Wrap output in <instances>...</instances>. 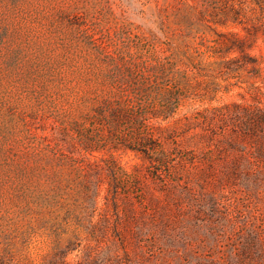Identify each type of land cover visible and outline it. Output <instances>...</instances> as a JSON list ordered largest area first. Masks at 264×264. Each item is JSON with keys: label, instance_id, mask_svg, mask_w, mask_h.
Segmentation results:
<instances>
[{"label": "rangeland", "instance_id": "1", "mask_svg": "<svg viewBox=\"0 0 264 264\" xmlns=\"http://www.w3.org/2000/svg\"><path fill=\"white\" fill-rule=\"evenodd\" d=\"M257 16L250 0H0V264L235 261L256 233L251 222L264 219L263 189L213 183L200 159L166 170L180 182L163 192L134 152L84 148L94 108L114 90L112 70L126 60L169 57L190 82L163 123L177 131L184 115L264 109V81L227 51L230 34L247 39ZM83 22L94 30L83 33ZM246 51L263 56L264 76L261 37ZM178 142L201 155L209 139L196 128ZM119 166L146 185L113 180L109 168Z\"/></svg>", "mask_w": 264, "mask_h": 264}, {"label": "trees", "instance_id": "2", "mask_svg": "<svg viewBox=\"0 0 264 264\" xmlns=\"http://www.w3.org/2000/svg\"><path fill=\"white\" fill-rule=\"evenodd\" d=\"M250 4L258 11L255 23L247 29V39L230 34L227 51L236 48L241 64L248 65L249 72L264 81L259 66L263 56H251L246 51L256 48L259 37L264 44V0H250ZM77 25L83 33L94 30L85 22ZM151 51L154 55V48ZM198 55L201 53L198 52ZM197 57L188 56L187 60L202 75L206 70L200 61H196ZM182 78L184 76L175 71L174 62L169 57L149 56L143 61L133 62L126 60L121 67H116L109 77L114 90L106 93L108 96L102 98L94 108L90 118V127L94 132L84 149L94 151L111 145L108 150L134 152L148 163L147 175L161 183L163 192H171L174 185L180 182L179 178H168L164 173L166 170L175 168L178 163L198 164L200 159L206 161L202 165L203 170L208 169L207 174L213 183L235 186L241 181L248 188L264 190V109H245L243 115L236 113L228 117L222 109L216 108L211 115L207 111L197 112L193 121L184 115L181 119L183 127L177 131V128L167 127L163 123L177 114L180 101L190 87V82ZM196 128L209 139L207 150L201 155H197L195 150L185 151L178 142L180 136ZM97 135L99 140L95 139ZM108 158L115 162L113 155L109 154ZM215 161L216 164H213ZM109 171L113 180L131 179L135 184L146 185L137 169L127 172L119 166L116 170L110 167ZM110 192L115 201L117 186H111ZM262 216L264 218V212ZM262 220L256 225L250 220L256 233L244 236L245 241L236 250L235 261L229 262L219 257L211 260V264H264Z\"/></svg>", "mask_w": 264, "mask_h": 264}]
</instances>
